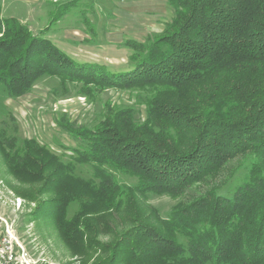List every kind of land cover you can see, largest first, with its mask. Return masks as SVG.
<instances>
[{
  "label": "trees",
  "instance_id": "16d2710c",
  "mask_svg": "<svg viewBox=\"0 0 264 264\" xmlns=\"http://www.w3.org/2000/svg\"><path fill=\"white\" fill-rule=\"evenodd\" d=\"M166 1L174 17L146 42L126 40L130 69L118 73L75 61L42 32L2 16L0 3V84L10 96L48 74L77 81L84 93L91 84L147 93L142 122L130 108L108 107L92 128L69 130L84 142L69 161L33 139H22L13 154L7 145L14 138L2 131L0 150L22 182L42 180L37 193H56V226L73 251L92 248L82 235L104 210L116 209L130 211L131 222L109 248L116 260L264 264V0ZM70 6L62 4L54 20ZM243 155L252 160L231 196L207 189L159 221L164 233L141 222L132 192L176 196ZM75 163L89 164L92 179L77 176ZM116 173L134 177L136 186H123ZM72 202L78 212L67 219Z\"/></svg>",
  "mask_w": 264,
  "mask_h": 264
},
{
  "label": "rangeland",
  "instance_id": "374dc122",
  "mask_svg": "<svg viewBox=\"0 0 264 264\" xmlns=\"http://www.w3.org/2000/svg\"><path fill=\"white\" fill-rule=\"evenodd\" d=\"M68 2L70 9L55 21L54 14ZM0 3L2 16L14 17L35 34L42 32L75 61L97 63L116 73L130 69L133 50L124 44L126 40L146 42L149 36L160 34L174 17V10L166 0H41L38 3L0 0ZM48 28L54 32L46 37ZM89 87V92L84 93L83 85L77 81L48 74L35 80L29 91L13 97L0 84V131L14 138L7 145L8 151L14 154L15 145L21 144L22 139H33L66 162L75 156V150L84 146L83 140L75 138L69 130L92 128L109 113L108 107L130 108L136 121L145 119L146 91L113 87L98 90L92 84ZM63 123L71 124L72 129ZM251 160V155L235 157L214 179L195 183L176 196L148 194L144 197L138 191L132 192L136 206L145 216L141 222L164 233L159 221L207 189L217 186L218 193L231 196L245 179ZM11 167L10 159L3 157L0 150V235H4L6 228L12 232L14 242L27 253V264H128L113 258L109 248L131 226L130 211L104 210L106 213L97 219L93 230L82 235V240L88 241L92 248L73 251L56 226L53 214L56 193H37L42 180L22 182ZM74 169L77 176L92 179L93 169L89 164L75 163ZM115 177L123 186H136L134 177L124 173H116ZM23 192L31 196H22ZM77 210L78 202L68 204L67 219ZM14 246L18 247L16 243ZM14 253L19 261L20 252ZM144 264L174 263L146 261Z\"/></svg>",
  "mask_w": 264,
  "mask_h": 264
},
{
  "label": "built area",
  "instance_id": "2783aa9c",
  "mask_svg": "<svg viewBox=\"0 0 264 264\" xmlns=\"http://www.w3.org/2000/svg\"><path fill=\"white\" fill-rule=\"evenodd\" d=\"M14 243L18 245L16 249ZM15 251L20 252L19 261L15 256ZM26 259L27 253H25L24 248L14 242L12 232L6 228L4 235H0V264H27Z\"/></svg>",
  "mask_w": 264,
  "mask_h": 264
},
{
  "label": "crops",
  "instance_id": "0c3cea01",
  "mask_svg": "<svg viewBox=\"0 0 264 264\" xmlns=\"http://www.w3.org/2000/svg\"><path fill=\"white\" fill-rule=\"evenodd\" d=\"M26 1H28V3H31V2H33V3H35V2L38 3V2H40L41 0H26ZM2 12H3V10H2ZM62 17H63V16H62ZM62 17H61V18H62ZM135 19H136V18H135ZM59 20H60V19H59ZM49 31H50V32H49ZM56 31H57V30H55V32H56ZM64 31H66V29H64ZM53 32H54V31H53ZM53 32H52V29L48 28V30L46 31V34H47V33H49V34H47L46 37H47V36H50V35H51L50 33H53ZM57 32H59V31H57ZM56 46H57L59 49L62 48V47L60 48L58 44H56Z\"/></svg>",
  "mask_w": 264,
  "mask_h": 264
}]
</instances>
